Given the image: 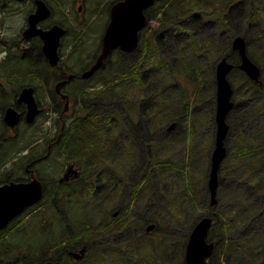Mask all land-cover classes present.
Here are the masks:
<instances>
[{
  "label": "trees",
  "instance_id": "1",
  "mask_svg": "<svg viewBox=\"0 0 264 264\" xmlns=\"http://www.w3.org/2000/svg\"><path fill=\"white\" fill-rule=\"evenodd\" d=\"M109 1L107 0L106 3H109ZM48 2L52 3V1ZM237 2L239 4L235 6L233 12L236 11L234 15H237V19H240L243 14L247 16V22L244 24V37L247 39V36L255 29L256 23L264 27V0L254 2L252 0L160 1L157 4L159 9L156 17H159H157L156 25L152 26L149 23L140 33L141 43L138 49L140 51L138 57L133 59L131 58L133 53L127 55L121 53L122 56L128 58L126 60H120L121 58L119 57L116 58L118 59L114 65L116 77L103 81L105 85L107 83L109 87H112L106 92L108 98H114L112 93L115 92V81L118 76H121L122 122H133L139 125L152 123L154 127L159 125L160 128L164 129V126L169 122L168 125L177 122L176 119L180 115L187 116L186 122L189 125L185 123L187 125L185 142L179 141L175 145L172 137L168 136L154 142L150 141V151H147V146L142 141L147 133V128L145 131L142 127H138L136 150L129 146V150L123 152V155H149V162L122 160L123 171L131 170L132 168L139 171L142 169V164H145L143 168L145 171L150 170V190L143 192L146 197L144 201L146 212L135 213L134 211L138 209L128 206L127 210L124 213L120 212L118 216L114 215V211L101 210L105 213V216L100 218L93 216L95 211L88 210L86 218L81 220L83 222L80 228L84 229L86 227L93 232L86 233L82 230L76 232L72 237L66 236V233L60 228L62 223L58 217L53 215L56 213L55 211L45 210L50 213L41 212L40 210L29 212L31 215L26 219L14 222L12 229L14 231L17 230L18 235L25 231H30L40 235V237L26 243H23L18 238L2 240L0 242V251H12L14 253L37 251L42 253L39 256V264H41L46 260H62L65 255L66 258L64 259L69 258L67 255L68 249L83 246L84 239L87 237L85 258L74 264H121L120 258L123 253L118 246H125L127 243L121 244L111 239L110 244L114 246L112 248L107 243L101 244L98 241V237L101 235H110V238L114 237V234L118 231L104 230L112 225V223L107 221L114 220V218H131V209H133V213L136 215L134 217L146 219L150 223H156L154 232L158 233V235L155 239V249H162L167 255L162 264H180L174 258L178 251L179 243L183 244L185 248L193 227L200 217L207 214L214 219V223L209 230L208 240L215 242L214 253L219 259L223 255L225 261L231 264H264V65L261 69V84L247 80L248 86L244 91L239 87L236 88V99L234 100L235 107H238L235 112H237L236 119L238 124L236 132L239 138L235 140V146L225 158L220 170L218 189L220 194H217L218 205L217 209L214 210V214L212 208L206 207V200L209 203L210 198L208 180L211 161L208 158H204L201 169L195 174L190 172L195 149L194 141H191L193 139L191 132L195 133L194 123L196 121L192 113V103L194 100H198L202 96L201 93L208 90L209 87H212L214 99L216 100L215 66L218 59L227 57L236 67L240 62L238 53L232 50L231 47V40L234 34L232 33L229 36V41H224L227 33L222 31H227L226 26L228 25L224 16L229 15V17L227 16L228 20L231 18L230 13L227 12L230 6L235 5ZM147 13L150 20L155 19V16L150 15V9ZM190 15L196 20H204L213 26L212 34L221 36V41H210L194 31L191 33L181 29L178 22L179 18H188ZM166 27L170 29L178 28L179 31L184 30L189 35L185 42L179 41L176 43L177 39L175 37L169 40L172 46L178 45L182 51L181 54H177V57L182 61L179 66H174L171 62H167V59L157 49L155 36ZM178 30H176V33ZM257 36L258 38H255L256 41H252V44H250V40H246L248 54L255 63L261 60L257 56V51H252V47L263 44L259 41L261 36L259 34ZM172 39L174 40L171 41ZM184 51H187L189 55L187 61L183 57ZM204 55L206 56L205 62H211L212 78L205 77L202 67L197 63L201 62L200 59ZM186 62H190L193 65L191 70L185 73ZM142 63L144 64L143 68H141ZM32 66H23L24 69L19 70L20 76L15 74L17 72L15 66L9 69L7 73L0 74V76L7 75L11 70L12 78H27L28 82H31L34 77L33 74L36 73L35 68ZM236 67L233 72L238 71ZM142 71L150 73L152 77L151 83L155 91L161 94L153 106H150L148 99L144 97L142 88L137 86ZM188 82H191L195 89L192 99L187 98L186 103L182 106L180 100L182 101L184 92L176 89L182 88ZM87 98L90 102L96 99L95 96ZM107 106H109V101ZM114 109L113 107L106 110L108 122L113 123L111 118L115 117V114L119 115ZM213 111H216V105ZM203 121L212 122L216 129L215 113L212 117L207 113L204 114ZM228 135H230V131ZM179 144L183 147L182 159L184 163L182 165H177L176 163L168 164L173 158V154L169 150L174 145L179 151H182ZM177 175L183 176L185 179L179 188L173 185ZM224 190L227 193V197L223 206L222 192ZM75 197L79 198L80 196L76 195ZM136 197L137 195L134 196V202ZM219 205L223 206L222 211ZM75 212L77 214L85 213L77 207ZM77 214L74 215L76 220ZM95 218H99L97 222L89 223L90 220ZM56 220L61 224L58 227L61 248L57 254L53 250L54 231L52 228V224H55ZM168 226L172 230L171 235H168L171 232ZM78 233L81 234L80 240L76 236ZM174 233H184L185 236L183 239H178L174 236ZM134 246L145 248L140 238ZM152 246L154 247V243ZM146 259L147 257H145ZM18 260L19 256L17 255L15 261L18 262ZM143 260L141 255H139L136 259L130 258V261L123 264H142Z\"/></svg>",
  "mask_w": 264,
  "mask_h": 264
},
{
  "label": "flooded vegetation",
  "instance_id": "2",
  "mask_svg": "<svg viewBox=\"0 0 264 264\" xmlns=\"http://www.w3.org/2000/svg\"><path fill=\"white\" fill-rule=\"evenodd\" d=\"M106 1L107 0H103L105 4L103 16L107 18L105 31L110 22L112 6L120 0H110L109 3H106ZM160 1L162 0H156L154 5L146 8L145 14L148 19L149 16L147 11L149 9L150 15L155 16V19H149V23L153 21L157 23V17H159H156L159 9L157 4ZM254 1L261 0H252V2ZM20 2L22 3L24 1ZM45 2L51 9V3L48 1ZM34 3L35 7L32 9L29 8V13L27 17H25V27L19 35V38L16 39V43L13 45L15 47L20 45L22 58L29 61L26 63L34 65L33 67L36 73L33 80L27 85L34 88V95L40 112L32 122H28L26 119L27 103L18 101L21 90L14 95L6 93L5 89L0 91V109L2 111L3 122L1 124H3L7 130L15 129L5 121L6 112L12 107L21 115L19 124H25L31 130V137L24 142L23 145L25 147H21L24 149L21 154L13 157V160L10 158L11 148L20 147L17 142L22 138L16 136V129L14 131L15 133H12L13 135L4 134L0 136V186L8 185L13 182L29 183L34 179H38L42 183L44 195L41 201L26 207L22 214L9 222L6 227L0 229V242L5 239L14 240L18 238L23 243H26L38 239L40 235L30 231H25L18 235L17 230L14 231L12 227L14 226V222L28 218L29 215H31L29 212L48 209L55 211L56 213L53 215L58 217L62 223L61 226L56 220L55 224H52L54 231L53 250L54 253L57 254L61 248L58 227L61 226L60 228L68 237H72L75 232L82 230L80 227H82L81 223L83 221L74 219L76 207L83 213L86 212L87 207L85 206H88L92 211L112 210L115 216H118L120 212L124 213L128 206L135 207V209H146L144 204L146 197L143 192L148 189L150 190V170L145 171L143 169L145 164H142V169L139 171L133 168L123 171L122 160L150 161L148 158L149 155H123V152L128 151L129 146L136 150L135 147L138 144V127H142L145 131L147 128V133L142 141L147 146L146 150L150 151V141L152 142L155 135V130H153L154 124L144 123L139 125L133 122H122L121 76H118L115 81V92L112 93L114 98H108L106 92L112 87H109L107 83L105 85L103 81L116 77L114 65L118 59H116L117 56L114 54L117 53L121 55V53H124L127 55L136 52L141 43L140 33L149 24L139 33L140 40L137 49L132 52L122 51L120 47L113 49L111 55L105 59L102 66L93 75L84 77V72L92 67L102 52V39L105 31L102 35L100 44H97L92 52L91 49H85L82 44V38L85 39L86 35H90V31H87L88 28H85V34H76V39L70 38L72 42H70L71 50L68 51V54H70V57L76 56V58H74L75 60L73 62H67L65 60L67 56L63 55L62 49L64 40L72 35L69 27L66 25V21H68L69 18L64 16L62 20L55 19L52 21L54 19V11L51 10V14L48 17L37 21L36 27L38 29L48 30L54 25H60L66 29V33L62 36L58 48L60 60L57 65H52L50 59L43 51V40L40 35L35 34L30 37H24V31L31 24L30 17L37 8L35 0ZM11 4L15 5V1L0 0V8H3L4 12H6L5 10L8 9ZM235 6L236 5L230 6L227 13L231 14ZM13 13H15V11ZM227 16L229 17V15ZM195 21L196 19L190 15L188 18H179L178 22L180 23L181 29H183L181 26L183 24H189V28L196 27ZM85 26L90 27L88 24ZM176 30H178V28L170 29L166 27L155 36L157 40V42L155 41L157 49H159L162 56L167 59V62L171 63L173 61L177 62L178 59H169L165 56L163 48L169 47L164 40V36L170 33V38H179L182 32L178 30L179 32L177 31L176 33ZM92 53L95 55L88 61L87 59H89V55ZM132 57L133 56H131V58ZM119 58L127 59L128 57L121 55ZM40 60H42V62H39ZM79 60L81 62H79ZM86 60L87 62H84ZM176 66L179 65L177 64ZM38 67L41 68L40 73ZM143 67L144 64L142 63L141 68ZM260 69L262 68L260 67ZM139 79L140 81L137 82V86L142 88L144 97L148 99L150 106H153L161 94L155 91L151 83L152 77L150 73L142 71ZM59 85L60 87H58ZM39 94L43 96L45 100H49L50 106L45 105V102L39 98ZM89 96H95L96 99L90 102L87 98ZM55 99H57V101H55ZM108 101L109 106H107ZM44 106H46V108ZM113 107L119 115L117 116L115 114V117L111 118L113 120V123H111L107 121L108 114L106 110ZM48 113H51L53 116L54 128L50 136H45L43 135V131H38V129L33 126L41 117L50 119L51 116ZM179 127L186 130L185 123H177L173 128H171L170 124L165 131L164 129H162L163 131L161 130L163 132L162 137H180L181 132L179 131ZM39 135L42 136V138L35 141L36 137ZM141 151H143V149H141ZM57 158H59L61 162H58ZM48 163H50V169L43 170L44 166ZM76 195L80 196V201L77 205H75L74 202ZM135 195H137V197L134 202ZM45 196L46 198L49 196L50 200L45 202ZM148 201L150 205V198ZM214 209L216 210L217 206ZM133 211L134 210L131 209V218H114V220L107 221L108 223H112V225L108 228L106 227L104 230L118 231L114 234L113 238H110V235H101L98 237V241L101 244L107 243L108 246L112 248H114V246L110 244L111 239L116 242L117 240H121V244L127 243L125 246H118L123 253L120 258L121 264L127 263L130 261V258L138 257L143 253L144 250L142 247H135L134 245L138 243L139 238L142 237V233L145 234L146 232L145 235L150 234V232L147 231L150 222L146 219L134 217L136 215ZM63 218L66 219L64 223ZM97 220L98 218L92 219L89 223L97 222ZM86 229L89 232H93L89 228ZM143 229H145V231H143ZM77 237L80 240V236ZM83 246H86L87 249L86 244ZM83 246L68 249L67 255L69 258L67 259H64L66 258L65 255L62 260L52 261H59L62 264H74L75 262H79L85 258L86 254H84L82 258L76 259L71 252L79 250ZM41 254L42 253L37 251H20L18 253L0 251V264H39V256ZM17 255L19 256L18 262L15 261ZM141 257L144 259L142 264H146L147 259L145 260V257L142 255ZM47 261L50 260H46L41 264Z\"/></svg>",
  "mask_w": 264,
  "mask_h": 264
},
{
  "label": "rangeland",
  "instance_id": "3",
  "mask_svg": "<svg viewBox=\"0 0 264 264\" xmlns=\"http://www.w3.org/2000/svg\"><path fill=\"white\" fill-rule=\"evenodd\" d=\"M20 1H24V2H20ZM44 1H52L51 3V10L54 11V19L52 21L56 20H62V18L65 16L66 18H69L68 21H66V25L67 27H69L70 32H71V36H69L68 38H66L64 40V45H63V55H66V61L67 62H73L76 58V56L70 57V54H68V51L71 50V39H76V34H85V28H88L87 31H90V35H86L85 39L82 38V44L83 47L85 49H91V52L94 50L95 46H97V44H100L102 35L105 31V27H106V23H107V18H105L103 16V12L105 10V4L103 2V0H44ZM246 2V1H245ZM239 4V2H237L235 5L237 6ZM244 5V4H243ZM35 7V3L34 0H16L15 1V5L11 4L8 9L6 10V12L1 11L0 14V74H5L8 72L9 69H11L14 65L15 62L16 68H20V70H23L24 67H27L26 65L21 64L20 62H29L26 59L22 58V53L20 51V45H17V47H15L13 44L16 43V39L19 38V35L21 34V32L23 31L25 25H26V19L25 17H27L28 15V11L29 8H33ZM80 8V9H79ZM15 11V13H13ZM234 13H236V11L232 12L231 18L228 20L227 16H224V18L226 19V21L228 22V25L226 26L227 31L226 30H222L224 33H227V37H224V41H229V36L232 35V33L234 34V36H243L244 37V24L247 22V16L246 15H241L240 19H237V15ZM235 18V19H234ZM213 20V19H212ZM51 21V22H52ZM77 22V23H74ZM212 22V21H211ZM90 25V27H86L85 25ZM152 26L156 25V22H152L151 23ZM195 24L197 25L196 27H192L189 28V24H183L181 25L182 28L186 31L189 32H194L201 35L204 38L209 39L210 41H214V40H220L221 41V36H217L216 34H212V29L213 26L209 25L208 22H205L204 20H196ZM2 27V28H1ZM254 30L251 31V33L247 36V39L250 40V44H252V41H256L255 38H258V34L261 36L260 38V42H262V45H255L252 47V51L256 52L257 51V56L259 57V59L262 61L257 62V64L263 68L264 65V27L262 25H260L259 23L254 26ZM179 32V31H178ZM182 34L179 36V38H176L178 41L175 42L178 43L180 42H185L187 40V38H189V35L184 32L183 30L181 31ZM258 33V34H257ZM170 33L165 34L164 36V40L167 43V47L163 48L164 54L167 58L169 59H178L177 62H172V64L174 66L181 65L182 61L177 57V54H181V49L178 45L172 46V44L170 43ZM233 36V37H234ZM71 38V39H70ZM246 39V40H247ZM174 39H172L171 41H173ZM157 42V40H155ZM88 45V46H85ZM73 49V48H72ZM2 52H6V55L8 53V55L5 57V59L3 58V55L1 54ZM75 52V51H74ZM140 51H136L134 52L133 55V59H136L139 55ZM77 54V53H76ZM95 54H90L89 55V59H87L88 61L91 60L94 57ZM114 55H116L117 57H121V55L115 53ZM113 55V56H114ZM72 56V53H71ZM183 57L184 60L187 61V58H189L188 52L184 51L183 53ZM19 59H22V61H19ZM126 58H121L120 60H124ZM192 59V58H191ZM206 56L204 55L200 61L201 62H197L200 67H202V70L204 72L205 77L207 78H212L211 77V70L212 67L210 66L211 62H205ZM25 60V61H24ZM84 61V62H87ZM39 62H42V60H40ZM79 62H81L79 60ZM186 67H184V72H188L191 70L192 67V63L190 64V62H186ZM33 67V66H32ZM39 69V73L41 71V68L38 67ZM236 72H231L229 75V81L232 85V88L234 89V94H233V98L236 99L235 96V91L236 88L239 87L242 91H244L247 86V80L259 84L260 80L262 79V77L259 78L258 81L253 80L247 73V71L244 70H239ZM38 81V80H37ZM0 83H2L3 85H5V92L10 94V95H14L16 92H19L21 90L22 85H25L28 82L27 78H22V77H18V78H5V77H0ZM54 85V84H53ZM54 87V86H53ZM4 88H0V91H2ZM195 87L193 86V84L191 82H188V84H184L182 88L180 89H176L177 91H183L184 95L182 97V101L181 105L183 106L187 100V98H191L192 99V94L194 91ZM186 92V94H185ZM202 96L198 99V100H194L192 103V113L195 117V123H194V132L192 133L193 139L191 141H194V146L195 149L193 151V165L191 166V171L192 174H195L197 171H199L201 169V165L203 164V159L204 158H208L209 161H211V155H212V149L214 146V142H215V135H216V129L215 126L213 125L212 122L207 123L205 121H203V116L204 114H208L210 115V117L214 116L215 111H213V108L216 105V100L214 99V95H213V89L212 87H209L208 90L204 91L201 93ZM12 97V96H10ZM39 98L42 99L45 102L46 106H50V102L48 99H44L43 96H41L39 94ZM235 101V100H234ZM249 102V101H248ZM173 104H177L172 102ZM169 104V103H168ZM46 106H44L46 108ZM238 107H234L232 108L230 114L228 115V123L230 124V135H228L227 140H226V147L228 149V154H230V151L234 148L235 146V140L239 138L238 133L236 132V129L238 128V124H237V119H236V115L237 112H235V110L237 111ZM51 118L47 119L44 117H41L38 119L37 123L33 126L36 129H38V131H43V135L45 136H50L51 135V131L54 128V121L53 116L51 113H48ZM48 116V115H47ZM187 116L185 115H180L176 121L178 123H186L187 125L188 122H186ZM2 122V111L0 109V136L4 135V134H8V135H13L12 133H17L16 136H19V138H22L19 140L18 145L20 147H15V148H11V157H15L18 154H21L22 150L24 148L21 147H25L23 144L24 142L30 138V132L31 130L25 125V124H19L16 127V131L14 130H7V128L1 124ZM170 123V122H169ZM168 123V124H169ZM43 124V125H42ZM166 124L164 126V131L167 128ZM185 124V125H186ZM186 125V126H187ZM155 130V135L154 138L152 140V142L156 141V140H160L163 139L162 134H163V130L162 128H160L159 125H156ZM153 128V130H154ZM160 130V131H158ZM162 130V131H161ZM15 131V132H14ZM179 131L181 132L180 137L177 138H173V142L176 144H178L179 141H183L185 142L186 140V134H187V127L186 130H184V128L179 127ZM171 137V136H170ZM18 138V137H17ZM42 136H37L35 141H38L39 139H41ZM179 138V139H178ZM176 139V140H174ZM46 140V139H45ZM174 147L169 150L170 153L173 154V158L172 161H170L168 164L170 163H176L177 165H182L184 163V160L182 159V155H183V147L181 144H179V147L182 149V151H179L176 147ZM58 162H61L59 160V158H57ZM50 169V163L46 164L44 166L43 170H49ZM189 172V171H188ZM189 172V173H190ZM45 176V175H43ZM185 181V179L183 178V176H179L177 175L175 177V180L173 182V185L176 188H179L183 182ZM180 182V184H178ZM218 194H220V192H218ZM222 197H223V206L226 202V197H227V193L224 190L222 192ZM46 198V196L44 197V199ZM50 197L47 196L46 201H49ZM80 201L79 198L75 197V205H77V203ZM223 206L219 205V208L221 209V211L223 210ZM206 207H208L209 209H211L210 207V201L208 203V200H206ZM48 209H43L40 210L41 212H47L50 213L48 211H45ZM90 210V208L87 206L86 208V212L84 214H77L74 211V215L77 214V219L78 220H83L84 218H86L87 216V211ZM112 211V210H111ZM204 211V210H203ZM113 212V211H112ZM135 213L137 212H146V209L144 208H140L136 211H134ZM94 217H100L103 218L105 216V213L103 211H95L93 213ZM99 219V218H98ZM66 222V219L63 218V223ZM182 224H184V222H182ZM144 226V225H143ZM168 228L170 229V233H168V235L172 234V230L171 228L168 226ZM82 229V228H81ZM66 230V229H65ZM86 233L89 232L86 227L84 229ZM80 230V231H82ZM78 231V232H80ZM143 231H145V229H143ZM76 233V232H75ZM146 234V232H145ZM142 233V237L140 238V240L144 243L145 248L143 249V253H141L140 255L147 257V261L146 264H162L163 260L166 259L167 255L166 252L162 249H155V243H156V238L158 233H155L154 231H152L149 235H145ZM76 236H81L80 233H78ZM96 236V235H95ZM174 236L177 237L178 239H183L184 238V233H174ZM113 238V237H112ZM87 241V237H85L84 239V244H86ZM117 242L121 243V240H117ZM154 243V247L152 246V244ZM152 248H151V246ZM186 247V246H185ZM184 256H185V248L183 247V244L179 243L178 245V251L175 254L174 258L176 261L180 262V264H184ZM137 257H134V259H136ZM211 260V264H231L227 261H225L223 255H221L220 259L219 257L214 253L213 256L210 257ZM168 264V263H167Z\"/></svg>",
  "mask_w": 264,
  "mask_h": 264
},
{
  "label": "water",
  "instance_id": "4",
  "mask_svg": "<svg viewBox=\"0 0 264 264\" xmlns=\"http://www.w3.org/2000/svg\"><path fill=\"white\" fill-rule=\"evenodd\" d=\"M37 8L30 17V26L24 31V37L38 34L43 40V51L50 59L52 65H57L60 60L58 48L62 36L66 29L60 25H54L48 30L38 29L36 23L39 19H44L51 14V9L44 0H35ZM156 0H120L112 6L110 22L107 25L102 39V52L92 67L84 72V77L93 75L104 63L105 59L111 55V51L120 47L122 51L132 52L138 48L139 33L149 23L145 14L146 8L154 5ZM233 48L239 52L241 70L247 71L248 75L258 81L261 75L260 67L249 57L247 53V42L243 36H235ZM234 64L226 57L217 62L216 83H217V106H216V138L215 146L211 155V169L208 181L211 205L218 202L217 190L219 186V170L228 155L226 138L230 125L227 117L232 108L233 88L228 79L229 73L233 70ZM60 87V85L58 86ZM19 102H26L28 111L26 119L32 122L40 112L38 103L34 95V88L27 86L22 88ZM21 119V115L14 109L9 108L5 115V121L11 127H15ZM176 122L171 125L173 128ZM44 195L42 183L34 179L29 183L13 182L0 186V229L6 227L9 222L22 214L26 207L38 203ZM213 223L211 216L202 217L194 226L189 236L185 249V264H211L209 257L212 255L215 243L208 241V233ZM156 227L151 223L147 227L150 232ZM86 246L80 250L72 251L76 259L83 257ZM44 264H62L59 261H47Z\"/></svg>",
  "mask_w": 264,
  "mask_h": 264
}]
</instances>
